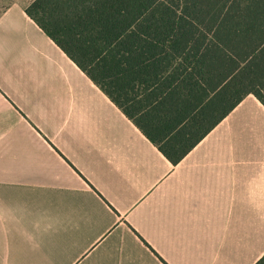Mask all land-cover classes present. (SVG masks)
I'll return each mask as SVG.
<instances>
[{"label":"crops","instance_id":"crops-1","mask_svg":"<svg viewBox=\"0 0 264 264\" xmlns=\"http://www.w3.org/2000/svg\"><path fill=\"white\" fill-rule=\"evenodd\" d=\"M0 11V264H255L264 105L176 164L31 19Z\"/></svg>","mask_w":264,"mask_h":264},{"label":"trees","instance_id":"trees-1","mask_svg":"<svg viewBox=\"0 0 264 264\" xmlns=\"http://www.w3.org/2000/svg\"><path fill=\"white\" fill-rule=\"evenodd\" d=\"M25 11L174 164L247 95L264 105V0H33Z\"/></svg>","mask_w":264,"mask_h":264},{"label":"rangeland","instance_id":"rangeland-1","mask_svg":"<svg viewBox=\"0 0 264 264\" xmlns=\"http://www.w3.org/2000/svg\"><path fill=\"white\" fill-rule=\"evenodd\" d=\"M11 2V0H0V11L7 6L9 3Z\"/></svg>","mask_w":264,"mask_h":264}]
</instances>
